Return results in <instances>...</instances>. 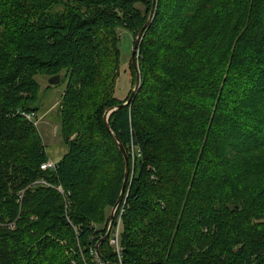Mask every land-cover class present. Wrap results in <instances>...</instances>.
<instances>
[{"label": "trees", "instance_id": "16d2710c", "mask_svg": "<svg viewBox=\"0 0 264 264\" xmlns=\"http://www.w3.org/2000/svg\"><path fill=\"white\" fill-rule=\"evenodd\" d=\"M152 2L0 0V264L89 262L123 182L115 137L130 162L122 264H264V0H155L139 86L110 131L104 113L126 100L114 95L116 32L135 39ZM38 74L66 79L68 149L49 169L20 112L37 100ZM99 251L114 260L107 239Z\"/></svg>", "mask_w": 264, "mask_h": 264}, {"label": "rangeland", "instance_id": "374dc122", "mask_svg": "<svg viewBox=\"0 0 264 264\" xmlns=\"http://www.w3.org/2000/svg\"><path fill=\"white\" fill-rule=\"evenodd\" d=\"M139 8L142 9L140 4H137ZM120 38L119 40V48H120V72L116 79V85L114 88V95L118 98L124 99L132 87V75L130 71H128L129 61L131 60V52L133 50V33H131L127 28L121 26L117 29L116 32ZM138 51L136 53L137 57ZM135 57V58H136ZM137 62V61H136ZM127 69V70H124ZM109 71V61L108 67L105 71L104 78L108 80L107 75ZM63 73V72H61ZM61 75L60 77H62ZM49 77L47 74H38L36 75V79L39 83V90L37 95V100L32 106V110H20L22 115L26 118L31 119L35 124L39 136L41 138V142L44 145V150L46 152V156L50 161L57 162L63 154L67 151V141L63 137L61 132V127H59L60 118H59V101L62 96V92L65 88L66 79L62 78L55 84L49 83ZM109 118V116H108ZM75 137V133L71 134L68 139H73ZM132 150V149H131ZM45 160V161H46ZM109 164L107 169L109 173L111 172L112 164L115 163L114 157H109L104 160ZM130 168V162H129ZM129 175V171H128ZM110 185V183L108 182ZM90 195L91 185H87L82 187L81 190ZM112 188V187H111ZM124 196V195H123ZM122 196L121 201L124 199ZM118 204L119 206L116 209L114 217L118 212V208L121 205V202ZM112 207H109V214L111 212ZM88 264V263H86Z\"/></svg>", "mask_w": 264, "mask_h": 264}, {"label": "water", "instance_id": "95a60500", "mask_svg": "<svg viewBox=\"0 0 264 264\" xmlns=\"http://www.w3.org/2000/svg\"><path fill=\"white\" fill-rule=\"evenodd\" d=\"M154 6H155V0H153L152 2V8L149 12V15H148V18H147V21L146 23L140 28V30L138 31L135 39H134V45H133V50L131 52V62L135 68V71H136V80H135V84H134V87H133V90L132 92L130 93V96L124 101L122 102L120 105H117V106H114L112 108H109L105 113H104V121H105V125L106 127L110 130V127H109V124H108V116L109 114L116 108L120 107V106H123V105H126V104H129L130 101L132 100V97L135 93V91L137 90L138 86H139V82H140V75H139V69H138V66H137V62H136V53L138 51V47H139V43H140V40L142 38V35H143V32L145 30V27L147 26V24L149 23V21L151 20L153 14H154ZM58 81H60V75L59 74H55V75H52L49 77V83H52V84H55L57 83ZM111 131V130H110ZM115 140L117 142V145L120 149V151L122 152L123 154V157H124V160H125V171H124V177H123V182H122V186H121V190L119 192V196L117 198V201L115 203V205H113L112 209H111V212H110V217H109V227L112 223V220H113V217H114V214L116 212V209L117 207L119 206L118 204L120 203L121 199H122V196H123V193L125 191V187H126V182H127V178H128V171H129V156L127 154V151L126 149L124 148V146L122 145V143L115 137ZM139 169H140V163L139 161H136V172L138 173L139 172ZM107 234H108V229L105 233V236L103 238H101L99 240V243H101L104 239H106L107 237Z\"/></svg>", "mask_w": 264, "mask_h": 264}, {"label": "built area", "instance_id": "2783aa9c", "mask_svg": "<svg viewBox=\"0 0 264 264\" xmlns=\"http://www.w3.org/2000/svg\"><path fill=\"white\" fill-rule=\"evenodd\" d=\"M132 155L134 156V151L131 150ZM55 162L46 160L40 164L42 169L54 168ZM124 203L122 202L118 208V212L114 217V224L108 231L107 234V246L114 253V261L118 264H122V255H121V244H120V232H121V216L124 212ZM107 231V230H106ZM99 241L94 244H90L88 247L89 262L95 264H108V261L105 259L101 252L99 251ZM82 253V252H81ZM83 254V253H82Z\"/></svg>", "mask_w": 264, "mask_h": 264}, {"label": "bare ground", "instance_id": "6f19581e", "mask_svg": "<svg viewBox=\"0 0 264 264\" xmlns=\"http://www.w3.org/2000/svg\"><path fill=\"white\" fill-rule=\"evenodd\" d=\"M114 224V217H113V220H112V223H111V225H110V227H109V223H108V225H107V229H108V231H109V229L111 228V226ZM121 228H122V223H121ZM106 229V230H107ZM107 261H108V264H118L116 261H114V260H111V261H109L108 259H106ZM88 264H95V263H88Z\"/></svg>", "mask_w": 264, "mask_h": 264}]
</instances>
